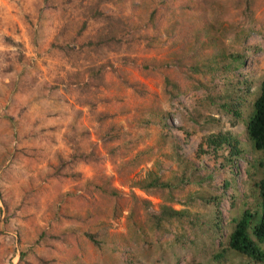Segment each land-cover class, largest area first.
Listing matches in <instances>:
<instances>
[{
  "label": "rangeland",
  "instance_id": "rangeland-1",
  "mask_svg": "<svg viewBox=\"0 0 264 264\" xmlns=\"http://www.w3.org/2000/svg\"><path fill=\"white\" fill-rule=\"evenodd\" d=\"M68 1L0 0V188L5 198L14 200L13 205L22 199L21 190L29 188L31 182L35 183L32 194H36L34 198L27 200L31 204L34 201L35 205L30 206L28 203L27 211L23 207L18 212L19 216L8 223H4L0 200V254L7 247L10 260L12 259L11 263L6 259L4 264H14L18 253L27 249L24 243L17 248L16 228L27 240L32 239L35 229L49 223L51 217L48 208L58 198V194L74 189L76 183L71 181L61 182L60 189L58 182L42 181L58 160H69L73 154L91 149L97 150L106 159L99 140L98 114L108 113L113 116L104 122L101 129L116 124L128 131L143 111L151 108L148 99L142 100L138 93L132 91L135 83L142 84L144 87L140 89L150 93L152 104L169 116L165 118L168 137L165 145L160 142L158 149V135L152 133L153 129H149L152 134L146 133L145 147L142 145L133 151L152 149V162L141 164L127 177L123 171L122 178L113 171L108 160L95 170L76 163L75 171L82 174L83 182L96 175H105L112 178V186L127 197L131 181L141 180L147 172L159 166L162 174L173 172L181 178L184 196L191 194L208 200L209 194L220 196L219 191L215 190L219 185L216 181L210 182V174L214 175L221 166L226 165L221 155L215 157L208 149L206 138L209 135L231 133L242 144L246 153L233 164L240 172L237 178L240 194L245 189L241 186V180L246 177L244 159L249 160L250 156L259 158L261 155L247 140L244 124L234 123L224 112L218 114L214 109L205 111L199 105L201 95L198 91L174 97V100L169 99L162 88V81L151 77L149 71L142 70L143 65L148 67L153 62L165 63L171 61L173 55L180 56L182 42L177 31L181 18L189 19L183 10L173 6V2L178 5L181 0H166L169 8L161 12L152 28H144L141 20L150 0H125L123 5L117 4L116 0L114 3H103L101 7L104 14L114 16L116 22L124 17H131L130 22H133L134 28L128 34V39H141L146 34L148 37H156V46L147 49L141 41L135 49L132 46L113 50L91 47L82 53H78V43L73 40L85 20L87 1L72 0L74 3L70 4ZM211 1L213 4L208 6L207 16L217 19V14H220L225 20L222 22L223 29L231 35L225 36L223 45H229L243 17L237 5L239 0ZM136 6L140 8L133 15L132 11ZM254 22L256 31H252L247 41L250 55L246 60L243 79L238 85L235 80L232 82L242 89L244 101L246 100L243 114L249 113L251 94L264 76V0ZM167 31L173 35L168 37ZM103 32L101 25L89 22L79 44L84 40L96 42L101 39ZM237 52L240 53V50ZM122 60L128 61V64L124 65ZM100 69L102 76L90 74L91 71ZM85 84L89 86L85 87ZM249 84L250 91L246 94L245 87ZM16 87L18 92H15ZM92 105L95 107L91 111ZM195 111L199 114L197 119ZM190 115L198 126L187 120ZM211 115L216 116V125L201 129L203 118ZM219 177L220 174L218 179ZM135 194L147 198L138 191ZM79 196L81 193L68 206L62 203L60 208H63L64 214L71 217L85 216L98 210L91 198L82 201L78 199ZM148 199L156 210L160 201ZM65 200L64 198V202ZM194 201L195 212L201 215L203 221L208 220L212 214L210 206L200 203L198 199ZM240 203L241 198L234 206L240 209ZM230 209L228 200L224 199L220 210V216L224 220L229 216ZM125 214L124 211L123 215ZM23 217L28 219L24 220ZM60 224L61 229L67 230L66 232L80 228L63 218ZM109 232L118 236L125 235L124 218L110 222ZM81 259L83 264H109V261L103 262V257L89 246L81 247Z\"/></svg>",
  "mask_w": 264,
  "mask_h": 264
},
{
  "label": "trees",
  "instance_id": "trees-1",
  "mask_svg": "<svg viewBox=\"0 0 264 264\" xmlns=\"http://www.w3.org/2000/svg\"><path fill=\"white\" fill-rule=\"evenodd\" d=\"M71 1L69 0L68 4L74 3ZM86 1L85 20L73 40L78 43V53L91 47L97 50H113L122 47L128 49L132 46L135 49L141 41L147 49L156 46V37H148L146 34L141 39H128V34L134 28L130 16L116 22L114 16L104 14L101 7L103 3H114V0ZM116 1L117 4L123 5L125 0ZM174 4L175 2V9H181L189 16V19L181 18L177 31L182 42L179 48L180 56L176 54L169 62H153L148 64V67L143 65L141 68L143 71H149L151 77L162 81L167 98L174 100V97L187 96L198 91L201 95L199 105L204 107L205 111L214 109L218 114L224 112L234 123L244 124L247 140L253 149L261 154L259 158L250 156L249 160L244 159L246 177L241 180V186L246 190L244 189L242 194L238 191L240 184L237 178L240 172L233 166L234 161L243 158L246 152L238 138L231 133L211 134L206 138V145L211 154L215 157L221 155L226 164L214 172V175L210 174V182L216 181L219 185L215 190L219 191L220 196L209 194L208 200H204L203 196H184L181 178L173 172L162 174L158 165V168L147 172L141 180L130 182L127 197L114 188L112 178L105 175H96L83 182L82 174L75 171L76 163L95 170L101 168L108 160L119 178H122L123 171L127 177L141 164L152 162V149L133 151L142 145L145 147L146 133L158 135V149L160 142L165 145L168 138L165 118L169 116L157 105L152 104L150 93L140 89L144 87L142 84L135 83L132 85V91L138 93L142 100L148 99L151 108L144 110L128 131L116 124L101 129L104 122L113 116L108 113L98 114L99 140L106 159H103L97 150L91 149L88 152L75 153L69 160H58L42 181L58 182L59 189L61 182L71 181L76 183L74 189L58 194V198L48 208L51 217L49 223L35 229L32 239L27 240L16 228L17 248L24 243L27 249L18 253L14 264H83L82 246L91 247L103 257V262L109 261V264H264V76L258 82L255 92L251 94L248 114H243L246 100L244 101L242 89L232 84L235 80L238 85L243 79L246 60L250 55L247 41L252 31H256L254 17L262 7V0L238 1L237 5L243 17L229 45H223L225 36L231 35L223 29L222 22L225 20L220 14H217V19L207 16L208 6L213 4L211 0H181L180 4ZM139 8L134 7L132 14L136 15ZM168 8L166 0H150L142 14L143 27H154L161 12ZM89 22L101 25L103 36L96 42L84 40L79 44ZM167 35L171 37L173 33L167 31ZM122 62L124 65L128 64L126 60ZM93 73L102 76L101 69L90 72ZM86 86L89 84H85ZM245 88L248 94L250 84ZM18 91L16 87L15 92ZM94 107L92 105L90 110ZM194 116L197 119L199 114L195 111ZM214 117L216 116L211 115L203 118L201 129L216 125L218 120ZM187 120L198 124L192 115L187 117ZM149 129L154 131L151 133ZM34 184L31 182L29 188L21 190L22 199L16 205H13L14 200L3 196L0 188L4 223L16 219L23 207H26L24 210L27 209L28 203L30 206L35 205L34 201L32 204L27 201L36 196L35 193L32 194ZM135 191L147 198L137 196ZM80 193L78 199L86 201L91 198L98 210H93L85 216L71 217L64 214L63 208L60 207L63 204L68 206ZM148 198L160 201L156 210ZM239 198L240 209H237L234 205ZM195 199L210 206L212 214L208 220L203 221L201 215L195 212ZM224 199L228 200L231 208L225 220L220 216ZM175 206L181 208L175 209ZM122 217L126 226L125 235L111 234L110 222L118 221ZM62 218L79 225L80 228L72 232L64 231L60 227ZM3 251L0 254V264H4L6 259L11 263L7 247Z\"/></svg>",
  "mask_w": 264,
  "mask_h": 264
}]
</instances>
